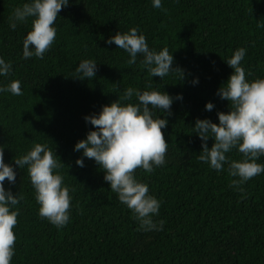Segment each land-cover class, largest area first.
Listing matches in <instances>:
<instances>
[{
    "label": "trees",
    "instance_id": "16d2710c",
    "mask_svg": "<svg viewBox=\"0 0 264 264\" xmlns=\"http://www.w3.org/2000/svg\"><path fill=\"white\" fill-rule=\"evenodd\" d=\"M25 2L0 0V57L12 64L0 85L18 80L21 88L20 95L0 92V148L16 171L15 183L5 178L4 186L23 197L13 206L19 212L10 264H264V172L231 185L237 178L227 164L215 170L197 159L201 138L192 128L196 118L219 123L217 112L229 111V101L216 92L234 71L225 60L235 49H246V79L264 77V0H161V8L151 0H69L42 58L22 55L31 17L9 27L12 12ZM132 27L150 48H167L176 70L151 77L140 54L129 65L125 50L106 43ZM88 58L97 62L96 76L77 78L76 65ZM129 86L183 97L173 100L170 115L153 111V118L168 121L162 129L166 162L151 173L134 170L161 202L153 217L164 221L159 231L140 227L94 159L84 158L83 167L75 163L81 151L74 144L94 127L84 116ZM208 101L214 104L210 111ZM136 102L135 96L121 100ZM213 142L210 137L208 146ZM35 143L46 144L65 164L56 171L71 200L69 221L59 228L38 215L27 166L14 163ZM226 155L242 159L235 148ZM257 162L264 164V155Z\"/></svg>",
    "mask_w": 264,
    "mask_h": 264
},
{
    "label": "clouds",
    "instance_id": "9594fccd",
    "mask_svg": "<svg viewBox=\"0 0 264 264\" xmlns=\"http://www.w3.org/2000/svg\"><path fill=\"white\" fill-rule=\"evenodd\" d=\"M69 0H27L17 6L9 17V27L15 28L17 22L32 18L31 30L23 38L22 55L24 58H42L52 44L56 28L54 21L59 10L67 6ZM154 8H161V0H151ZM107 44L115 43L118 48L128 53L127 63L133 65L137 56H142L141 64L148 74L165 77L176 70L173 65L174 57L167 48L157 51L150 48L145 35L138 33L132 27L128 31H118L106 40ZM246 49L239 47L225 60L234 71L217 89L216 94L221 99L229 101V111H218L219 123L209 118H196L192 127L201 138V148L197 159L204 161L215 170H221L227 164V170L232 179L231 185L239 186L264 172V164L258 163L259 156L264 155V77L255 80L246 79L245 70L241 64ZM97 62L93 59H82L75 67L76 76L89 79L96 76ZM12 71L11 61L0 57V76H6ZM193 84L198 78H193ZM10 92L20 95L21 88L18 80H11L6 85H0V92ZM133 96L136 103H121L129 101ZM182 94L175 97L167 92L156 89L140 91L131 86L123 90L117 100L101 107L98 113L86 114L84 120L94 126L86 133V138L78 140L74 151H81L76 158V165L83 167L84 158L94 159L104 171V180L117 195L118 200L126 205L145 230H162L164 221H155L153 217L159 213L160 201L149 193L148 185L138 180L134 170L139 168L151 173L155 167L163 165L167 143L163 128L168 121L166 118H153V111L171 114L170 106L174 99H182ZM151 106V108H150ZM213 102L205 103L206 110H212ZM213 139L211 147L209 138ZM233 148L242 153V159H231L226 153ZM52 149L46 144L35 143L25 154L14 158L19 168L27 166L38 208V215L46 218L56 227H62L69 221L71 196L69 189L62 184L63 177L56 171L65 165L56 159ZM15 183L16 171L12 163H5L3 148H0V264H10L14 254L15 234L17 223V205L23 198L19 193L14 195L10 188L6 189L4 180ZM242 191L243 189H239Z\"/></svg>",
    "mask_w": 264,
    "mask_h": 264
}]
</instances>
